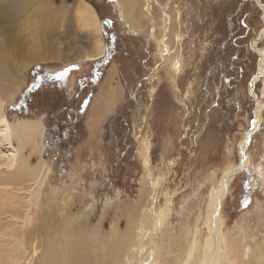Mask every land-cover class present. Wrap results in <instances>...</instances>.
Listing matches in <instances>:
<instances>
[{
    "label": "rangeland",
    "instance_id": "374dc122",
    "mask_svg": "<svg viewBox=\"0 0 264 264\" xmlns=\"http://www.w3.org/2000/svg\"><path fill=\"white\" fill-rule=\"evenodd\" d=\"M52 1L68 3L72 25L66 39L73 43L62 40L60 57L29 64L22 54L9 55L10 64H21L19 75L26 81L16 94L0 84L1 109L10 121L41 119L46 126L44 149H32V144L24 149L34 175L43 170L40 195L31 210L30 193L21 190L29 181L7 180L0 174V197L7 196L6 213L0 214V264H10L7 242L19 240L36 245L25 261L34 264L45 244L44 232L68 222L86 233L98 231L102 243L120 233H145L154 243L142 254H148L150 264H185L194 244L199 261L212 243L208 216L213 190L232 166L239 170L227 185L219 214L228 259L231 264H264V73L254 84L258 99L249 87L260 66L254 40L264 48L262 5L255 0H152L154 21L142 11L135 28L115 0ZM82 1L95 9L101 28L103 17L113 23L114 55L101 74L93 71L97 58L85 57L93 52L96 34L79 26L75 9ZM28 15L12 23L13 35L26 33L22 21ZM59 28L64 34L65 26ZM102 35L106 47L109 38L103 30ZM179 59L176 70L173 65ZM112 67L117 71L112 80L115 103L98 117L105 106L97 108V97L110 82ZM41 77L65 89L41 88ZM33 85L40 91L22 114L17 105L23 106ZM244 140L251 163L240 166ZM11 142L17 146L13 138ZM149 143L148 167L144 151ZM4 145L0 150L7 153L11 146ZM1 187L13 188L15 197ZM24 210L31 220L22 226L13 215ZM158 213L162 226L152 230ZM64 257L61 264H66Z\"/></svg>",
    "mask_w": 264,
    "mask_h": 264
},
{
    "label": "bare ground",
    "instance_id": "6f19581e",
    "mask_svg": "<svg viewBox=\"0 0 264 264\" xmlns=\"http://www.w3.org/2000/svg\"><path fill=\"white\" fill-rule=\"evenodd\" d=\"M37 2H39V4ZM115 2L117 6H119L120 13L127 18V20L131 23L130 25H132V27L139 25L138 24L140 22L139 17H141L142 11H144L149 16H152L154 21V16H153L154 1L152 0H115ZM261 3L263 2L261 1ZM75 10H76L75 13L78 19L79 26L82 27V29L88 30L90 33L96 34L94 36L96 37L95 38L96 40L94 41L93 52L88 55H85L86 59L90 60V59L102 57L105 53V43H104L103 35L101 36L99 15L96 13L95 9L91 6V4L87 1L86 2L82 1L80 4H78ZM26 12L27 14H29L28 16L33 15L35 19L31 20L27 18L28 16L24 17L22 24L23 26L26 27V33L19 36L13 35L12 29L14 28L12 26V23H14V21L19 16H21V14H25ZM69 16H70V9L68 8V3L65 1H63L61 4L58 5L55 4V2H53L52 0H0V84L2 85L4 90L9 91L10 88L12 87V90H14L16 94L17 89L21 87L23 83H25L26 81L25 76L22 77V75L21 76L19 75L21 64L16 63L18 66L15 65L14 63L10 64L9 59L7 58L9 55L14 57L15 55H17V53H19V55L22 54L23 59H25V64H29L33 62H38L40 60H49L57 56L60 57L61 50L63 49L61 48L62 46L61 43L63 41H65L67 44L73 43V41H68V39H66L69 36L68 29L70 25H72V21H71L72 18ZM61 23L65 26L64 34L59 28L61 26ZM66 33H68V36L66 35ZM171 33H175L174 28L171 30ZM169 39L170 38L167 37L164 41L166 48H169V43H170ZM253 46L257 48L260 54V66L257 74L253 76L254 79L252 80L254 86L255 81L259 78L261 74L264 73V48L259 47L258 39L254 40ZM13 57H12V61L14 59L15 62L16 57L15 58ZM180 65L181 63L179 59V61L176 60L174 62L173 66L176 70H180ZM116 72H117L116 68L112 67L110 73H108L109 74L108 79L110 82L106 84V87L102 88L100 94L98 93L99 95L97 97L98 99L96 102L98 104L97 108H99L100 105L105 106L104 113L102 114L99 113L100 115H98V117H102L103 115L110 112L112 110L113 104L115 103L114 100H115L116 88L115 86L113 87L112 80L113 78H115ZM13 95L14 92L11 95L12 98L10 101L14 99ZM1 101L2 100L0 98V146H5L4 144H9L11 146V149L9 148L10 150L7 153L5 152L3 153L2 150H0L1 151L0 174L5 175L7 180L12 179L13 181L15 180L19 182L21 178L25 177L26 180L29 181L27 186L28 188L26 187L21 190L30 193L31 197L29 199V205L27 207V210L28 209L31 210V208L29 207H32L33 203L38 198V195H40L39 187L43 179V170L34 175L33 171H35L36 169L32 168V166L34 165L30 164L28 160L29 157L27 158L24 157V149L28 144H32L33 145L32 149H36L38 151L39 150L42 151L44 149L43 136H44V131L46 130V126L41 119L20 118L18 119V121H14V122L10 121L8 119V115L4 114L3 110L1 109V105H2ZM98 117H96L97 120ZM96 118H94V120H96ZM90 121L92 120L90 119ZM255 123L257 124V121H255ZM91 124L90 126L93 125ZM251 133L252 131L250 132V134ZM12 138L17 142L18 147L13 146L11 142ZM246 144H247L246 140H244L240 145L242 151V163L240 166H247L250 165L251 163V157L249 153L246 151ZM150 145H151L150 143L146 145V149L144 151V161L148 167L151 165L152 150ZM237 170H239V166L236 167L232 166L227 171L224 177L225 179L220 184V186L213 190L215 191V193L213 192L214 194L211 198V203L209 206V216H208L210 219V223L213 226L210 237L212 243L210 242V245L206 247L204 256L199 261L195 260L197 249L194 244L192 252L190 253L191 256L190 260L192 259V261L189 260L190 262L187 261L185 264H231V262L228 259L229 251L225 239L226 236L225 237L222 236L220 232L223 221L219 217V214H220L221 202L227 194V190H228L227 185L229 184L230 179L233 177V174L236 173ZM8 174L11 176H9ZM1 189H3V191L9 197L11 198L15 197V192L13 188L4 189L1 187ZM5 198H7V196H5L4 198L0 197V211H1L0 214L6 213L5 209L7 205L5 202ZM65 210L68 209L66 208ZM18 212L19 213L17 215H13V217L17 220H20L22 226L25 224H29L31 220L30 217L31 214L28 215V211L27 212L18 211ZM65 216L66 218H68L67 215ZM65 216H62V218ZM154 216H156V223L155 224L153 223L154 226L151 228L152 230H155L158 224L160 226L161 221L163 220L161 213H158ZM70 225L71 223L68 222L64 227H60L57 225V227L54 230L52 229L48 231L44 230L45 237L43 240H45V244L41 252H39L35 257L34 264H61L63 253H65L64 260L66 261V264H145V263L150 264L148 260L150 259V257L148 256V254L147 255H142V254L146 253L145 251L146 249H148L147 247L148 245L154 246V243L153 240H151V238L149 240L148 238L149 236L147 237L146 235H144L145 233L143 234V232H138V233L130 232V234L131 233L132 234L131 235L126 234L125 237H121L123 233H120L121 234L120 237L118 236H116L115 238L112 237L106 239L102 243L98 234L95 233V232L98 233V231L86 233V231L83 232L82 230H80L81 227L78 229L77 228L73 229L70 228ZM141 230L144 231L143 228ZM143 235L146 237L144 238ZM104 239L105 238L103 237V240ZM32 243L33 242L31 240H27L26 242L24 240H19L17 243H15L14 241L7 242L5 248V258L7 259L9 257L11 258V260L8 259V262L10 264H18V262H20L22 259L24 261L23 262L21 261V263L19 264H26L27 262L25 261L30 256V254H32V250H34L36 246L33 245ZM175 248L176 247H174V251H176ZM157 252L159 253V251ZM169 253H171V251ZM179 257L180 256H178V258ZM187 257H189V255ZM164 258L162 260H164ZM179 261L181 262V260ZM235 262L237 263V261ZM160 263L163 264V261H160ZM164 263L166 264V262ZM152 264H156V263H152ZM174 264H181V263L175 262Z\"/></svg>",
    "mask_w": 264,
    "mask_h": 264
},
{
    "label": "flooded vegetation",
    "instance_id": "af4514ba",
    "mask_svg": "<svg viewBox=\"0 0 264 264\" xmlns=\"http://www.w3.org/2000/svg\"><path fill=\"white\" fill-rule=\"evenodd\" d=\"M101 22H102V26H103V28H101V30H103L104 35L105 34L108 35L109 43L105 47L104 55L102 57H99V58L95 59L96 62L94 63L93 71L97 72L98 74H101L103 72V70H105L107 62L113 57V55H114V43L116 41L115 40L116 35L114 33V27H113L112 20L109 17H103L101 19ZM100 26H101V24H100ZM126 51L127 50H124L122 52V54H124ZM126 58L127 57H125V59ZM35 77L37 79L38 75L35 74ZM41 80H42V82H40V83H42L41 88L49 87V86H53V85L57 89L65 87L64 85L59 84L58 81L53 82L54 80H51V79H48V78H45V77H41ZM46 85H48V86H46ZM37 87L38 86H34L33 85L29 89V94L24 97V102L22 103L23 106L22 105H17L18 106V110L21 111L22 114L27 113L25 107L28 104H31V102L34 99V95H36L40 91V89H38ZM63 89H65V88H63ZM52 129H53V131H56V128L54 126H53Z\"/></svg>",
    "mask_w": 264,
    "mask_h": 264
},
{
    "label": "water",
    "instance_id": "95a60500",
    "mask_svg": "<svg viewBox=\"0 0 264 264\" xmlns=\"http://www.w3.org/2000/svg\"><path fill=\"white\" fill-rule=\"evenodd\" d=\"M255 1L258 3V5H262V8H263L264 4L261 3L260 0H255ZM256 74H257V73H256ZM249 87H250V90H252V93L254 94V96L256 97V94L254 93V86H253L252 79H251V81H250ZM256 99H257V97H256Z\"/></svg>",
    "mask_w": 264,
    "mask_h": 264
}]
</instances>
